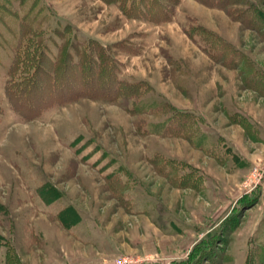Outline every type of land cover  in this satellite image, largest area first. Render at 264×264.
Wrapping results in <instances>:
<instances>
[{
	"label": "rangeland",
	"instance_id": "rangeland-1",
	"mask_svg": "<svg viewBox=\"0 0 264 264\" xmlns=\"http://www.w3.org/2000/svg\"><path fill=\"white\" fill-rule=\"evenodd\" d=\"M236 1L0 0V264H264V0ZM24 33L104 46L138 95L24 118Z\"/></svg>",
	"mask_w": 264,
	"mask_h": 264
},
{
	"label": "trees",
	"instance_id": "trees-1",
	"mask_svg": "<svg viewBox=\"0 0 264 264\" xmlns=\"http://www.w3.org/2000/svg\"><path fill=\"white\" fill-rule=\"evenodd\" d=\"M210 1L223 8L238 3L236 0ZM253 19L249 17L247 20L252 23ZM65 30L59 32V37L65 38V34L70 32V29ZM25 35L20 34L9 70L11 79L6 88L9 101L24 118L31 120L40 114L41 109L63 105L78 97L111 102L122 97L128 101L138 95L137 86L130 87L118 80L115 62L104 46L97 47L91 40L81 42L71 36L58 46L56 56L50 57L47 53L45 55L44 50L29 47L27 41L26 45L23 44L27 38ZM203 40L206 41L205 38ZM206 44L209 52L221 53L220 47L213 41H206ZM65 224L68 226L66 221Z\"/></svg>",
	"mask_w": 264,
	"mask_h": 264
}]
</instances>
